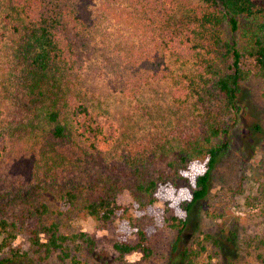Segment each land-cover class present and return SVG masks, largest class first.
<instances>
[{
  "label": "trees",
  "instance_id": "1",
  "mask_svg": "<svg viewBox=\"0 0 264 264\" xmlns=\"http://www.w3.org/2000/svg\"><path fill=\"white\" fill-rule=\"evenodd\" d=\"M245 60L264 97V0H0V76L32 135V149L12 153L0 127V264L25 263L30 253L16 243L26 236L46 256L69 257L77 241L94 252L90 235L63 234L50 220L51 202L59 214L125 224L113 245L122 261L149 258L154 233L170 227L177 236L169 264H198L206 244L217 252L207 264H235L237 236L192 237L186 229L230 147ZM90 62L130 99L168 82L178 114L142 139L123 138L82 103L79 76ZM195 165L200 172L191 176ZM125 190L136 217L117 202Z\"/></svg>",
  "mask_w": 264,
  "mask_h": 264
},
{
  "label": "rangeland",
  "instance_id": "2",
  "mask_svg": "<svg viewBox=\"0 0 264 264\" xmlns=\"http://www.w3.org/2000/svg\"><path fill=\"white\" fill-rule=\"evenodd\" d=\"M244 68L247 75L241 83L240 113L231 127L230 147L213 172L210 197L194 210L186 236H237L235 244L230 246L234 250L235 264H264V199L261 193L264 191L263 85L252 61L245 60ZM79 81L82 103L93 114L103 116V120L109 118L113 121L123 138L142 139L153 124H164L178 114L168 82L152 84L138 98L130 99L109 88L97 62L85 66ZM9 84L0 76V127L9 135L10 152L16 153L19 148L32 149V141L28 142L32 135L30 128L26 129V124L19 119L20 115L11 111L15 97H12ZM199 172L195 165L189 174L195 176ZM172 200L170 196L160 198L155 208L164 210L166 202ZM117 202L137 216L129 190L120 194ZM51 211L54 214L50 220L60 224L63 234L86 233L95 240L96 249L90 252L87 244L77 241L71 245L69 257L60 252L46 256L29 249L27 236L20 237L16 243L21 245L20 252L30 254L25 263L19 264H169L177 236V231L170 227L154 233L149 258L143 259L141 254L134 253L122 261L113 245L120 234H125V224L117 221L104 227L86 215L59 214L62 207L56 202H51ZM206 245L208 251L198 264H207L209 256L217 253L213 245ZM76 246H81V250L76 251ZM218 263L224 264V261L220 258Z\"/></svg>",
  "mask_w": 264,
  "mask_h": 264
}]
</instances>
